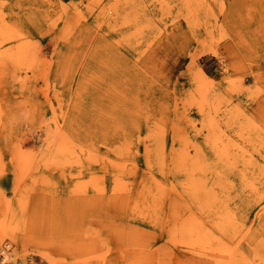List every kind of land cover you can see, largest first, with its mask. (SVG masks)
<instances>
[{
  "label": "rangeland",
  "instance_id": "obj_1",
  "mask_svg": "<svg viewBox=\"0 0 264 264\" xmlns=\"http://www.w3.org/2000/svg\"><path fill=\"white\" fill-rule=\"evenodd\" d=\"M219 258L264 264V0H0V264Z\"/></svg>",
  "mask_w": 264,
  "mask_h": 264
},
{
  "label": "bare ground",
  "instance_id": "obj_2",
  "mask_svg": "<svg viewBox=\"0 0 264 264\" xmlns=\"http://www.w3.org/2000/svg\"><path fill=\"white\" fill-rule=\"evenodd\" d=\"M107 11H109V10H107ZM109 12H110V11H109ZM28 66H29V65H28ZM30 66H31V65H30ZM30 69H32V68H30ZM26 75H27V73H26ZM28 76H29V75H28ZM26 79L28 80V78H26ZM27 82H28V81H27ZM61 131H62V130H61ZM75 131H76V130H75ZM52 149H53V148H52ZM58 152H59L58 154H61L60 151H59V149H58ZM62 152H63V151H62ZM66 152H67V151H66ZM56 153H57V152H56ZM63 154H64V152H63ZM1 156H2V155H1ZM34 156H35V155H34ZM56 156H57V155H56ZM71 156H72V155H71ZM64 157H65V156H64ZM66 157H67V156H66ZM58 159H59V158H58ZM65 159H66V158H65ZM56 160H57V159H56ZM56 160H55V162H56ZM58 162H59V160H58ZM63 162H64V161H63ZM69 162L72 163L71 160H70ZM44 163H46V161H45ZM49 164H50V163H48V165H49ZM52 164H53V163H52ZM58 165H59V164H58ZM28 166H30V165H28ZM3 171H4V169H3ZM17 179H18V178H16V180H17ZM19 180H20V179H19ZM87 185H88V184H87ZM120 185H121V184H120ZM85 186H86V185H85ZM118 186H119V183H118ZM80 187H81V186H80ZM80 187L77 188V189H78V190L81 189ZM84 188H85V187H84ZM82 189H83V188H82ZM88 197H89V196H88ZM73 210H74V209H73ZM74 212H75V211H74ZM178 219H180V218H178ZM182 219H183V218H182ZM182 219H181V222L183 221V222L185 223V222H186V221H184L185 219H184V220H182ZM167 220H168V219H167ZM172 220H173V219H172ZM175 221H176V220H175ZM190 221H192V220H190ZM198 221H199V220H198ZM200 221H201V220H200ZM176 222H177V221H176ZM188 222H189V220H188ZM196 222H197V221H195L194 224H196ZM169 223H170V222H169ZM184 223H183V227H185V225H186V224L184 225ZM190 223H191V222H189V224H190ZM202 223H203V222H202ZM172 224H173V222H172ZM180 224H181V223H180ZM200 224H201V222H200ZM167 225H168V224H167ZM176 225H177V224H176ZM191 225H192V224H191ZM203 225H204V224H203ZM203 225H202V224L199 225V223H197L196 226H201V227H202ZM105 226H106V225H105ZM171 226H172V225H171ZM186 226L188 227V224H187ZM194 226H195V225H194ZM173 227H176V226L174 225V226H172V228H173ZM189 227H191V226L189 225ZM192 227H193V226H192ZM192 227H191L192 231H194V232L196 233V231H197L196 228L194 227V229L196 230V231H195V230H193ZM172 228H171V231L173 230ZM179 228L182 229V226L180 225ZM206 228H207V230H209L208 227H206ZM216 228H217V227H216ZM219 228H220V227H219ZM176 229H177V228H176ZM180 229H179V230H180ZM184 229H185V228H184ZM184 229H183V231H184ZM197 229H198V228H197ZM202 229H203V228H202ZM167 230H168V228H167ZM186 230H187V229H186ZM207 230H206V231H207ZM168 231H169V230H168ZM173 231H174V230H173ZM183 231H182V232H183ZM187 231H188V230H187ZM187 231H186V234H187ZM192 231L190 230V232L193 234ZM210 231H211V229H210ZM175 232H176V231H175ZM177 232H179V231H177ZM180 232H181V230H180ZM180 232H179V233H180ZM182 232H181L180 234H182ZM168 233L171 234L170 231H169ZM188 233H189V232H188ZM198 233L202 234L201 231H200V232L198 231ZM198 233H197V235H198ZM203 233H205V231H204ZM210 233H211V232H210ZM210 233H209V235H208L209 237H210L211 234H213V233H211V234H210ZM172 234H173V233H172ZM177 234H178V233H177ZM184 234H185V233H184ZM189 234H190V233H189ZM224 234H225V233H224ZM75 235H78V233L75 234ZM75 235H74V236H75ZM82 235H83V233H82ZM193 235H195V234H193ZM193 235L191 236V234H190L191 237H193ZM203 235H205V234H202L201 236H203ZM206 235H207V232H206ZM80 236H81V235H80ZM86 236H88V235H86ZM169 236H172V235H169ZM181 236H183V235H181ZM181 236H180V238H182ZM190 236H188V237L190 238ZM77 237H78V236H77ZM77 237H76V238H77ZM218 237H219V236H218ZM218 237H217V238H218ZM81 238H82V237H81ZM173 238H177V236L175 235V237L173 236L172 239H173ZM183 238H184V237H183ZM195 238H197L196 235H195ZM198 238H199V236H198ZM207 238H208V237H207ZM211 238H212V237H211ZM211 238H209V240H210ZM77 239H80V238H77ZM205 239H206V238H205ZM212 239H213V241H214V238H212ZM212 239H211L210 241H212ZM219 239H220V238H219ZM182 240H183V239H182ZM186 240H187V241H185V239H184L185 242H188V239H186ZM191 240H193V239H190V241H191ZM215 240H216V237H215ZM88 241H89V240H88ZM90 241L92 242V240H90ZM90 241H89V242H90ZM177 241H178V240H177ZM196 241H197V240H196ZM89 242H88V244H90ZM180 242L182 243V241H180ZM185 242H183L182 244H184ZM191 242H193V241H191ZM202 242H203V241H202ZM204 242H205V241H204ZM206 242H207V241H206ZM206 242H205V243H206ZM208 242H209V241H208ZM208 242H207V243H208ZM216 242H217V241H215V243H216ZM83 243H84V242H83ZM205 243H204V245H205ZM207 243H206V244H207ZM210 243H211V242H210ZM210 243H209V244H210ZM84 244H85V243H84ZM104 244H105V242H104ZM176 244H177V243H176ZM178 244H179V243H178ZM186 244H187V243H186ZM192 244H193V243H192ZM211 244H212V243H211ZM216 244H217V243H216ZM226 244H227V243H226ZM8 245H9V244H8ZM91 245H92V244H91ZM180 245H181V244H180ZM194 245H195V244H194ZM196 245H197V244H196ZM212 245H213V244H212ZM212 245H208V246H211V247H212ZM71 246L74 247L72 244H71ZM75 246H76V245H75ZM174 246H176V249L179 247L178 245H174ZM177 246H178V247H177ZM214 246H215V245H214ZM80 247H81V246H80ZM192 247H193V246H192ZM81 248H83V247H81ZM84 248H85V246H84ZM170 248H171V247H170ZM170 248H169V250H170ZM205 248H206V247H205ZM205 248H204V249H205ZM214 248H215V247H214ZM70 249H71V248H70ZM85 249H87V248H85ZM185 249H186V248H185ZM194 249H195V248H194ZM172 250H173V248H172ZM172 250H171V251H172ZM209 250H210V249H209ZM209 250H208V251H209ZM213 250H214V249H213ZM187 251H188V250H187ZM203 251H204V250H203ZM206 251H207V250H206ZM168 252H169V251H168ZM193 252H194V251H193ZM198 252H199V251H198ZM235 252H236V251H235ZM89 253H90V252H89ZM170 253H171V255L173 254L172 252H170ZM191 253H192V252H191ZM205 253L207 254V252H205ZM209 253H210V252H209ZM195 254H198V253H195ZM87 255H88V254H87ZM91 255H92V254H91ZM91 255H90V256H91ZM202 255H204V254H202ZM210 255H211V254H210ZM88 256H89V255H88ZM99 256H100V255H99ZM200 256H201V254H200ZM219 256H220V255H219ZM80 257H82V256H80ZM92 257H93V255H92ZM96 257H97V256H96ZM145 257H146V256H145ZM147 257H148V255H147ZM87 258H88V257H87ZM93 258H94V257H93ZM97 258L99 259V257H97ZM105 258H107V257H105ZM105 258H104V259H105ZM80 259H81V258H80ZM80 259H79V260H80ZM82 259H84V258L82 257ZM100 259L102 260V258H100ZM171 259H172V258H171ZM5 260H9V259H8L7 257H5L4 261H5ZM76 260H77V259H76ZM123 260H124V259H123ZM53 261H54V260H53ZM77 261H78V260H77ZM84 261H85V259H84ZM103 261H104V260H103ZM151 261H152V260H151ZM154 261H156V260H154ZM10 262H11V261H10ZM65 262H66V260H65ZM82 262H83V261H82ZM95 262H96V261H95ZM100 262H101V261H100ZM104 262H105V261H104ZM104 262H103V263H104ZM4 263H5V262H4ZM50 263H51V262H50ZM55 263H56V262H55ZM67 263H68V262H67ZM75 263H77V262H75ZM80 263H81V262H80ZM83 263H84V262H83ZM83 263H81V264H83ZM87 263H88V262H87ZM90 263H91V262H90ZM171 263H172V262H170V264H171ZM58 264H59V263H58ZM70 264H71V263H70ZM73 264H74V263H73ZM77 264H78V263H77ZM88 264H89V263H88ZM154 264H155V263H154ZM198 264H222V263H221L220 258H219L218 260H215V262H214V261L212 262L211 260H204V261H199ZM223 264H225V263H223ZM234 264H235V263H234Z\"/></svg>",
  "mask_w": 264,
  "mask_h": 264
}]
</instances>
